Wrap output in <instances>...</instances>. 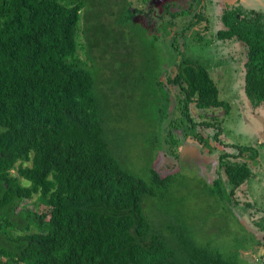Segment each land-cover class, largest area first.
Masks as SVG:
<instances>
[{"label":"trees","instance_id":"trees-1","mask_svg":"<svg viewBox=\"0 0 264 264\" xmlns=\"http://www.w3.org/2000/svg\"><path fill=\"white\" fill-rule=\"evenodd\" d=\"M195 1L199 10L179 32L206 20L202 0ZM97 3L0 0V264H244L239 250L254 252V245L264 244V214L252 221L259 235L250 237V245L234 244L224 255L212 241L200 242L190 235L178 201L172 199L174 173L160 174L147 164L143 168L147 174L138 176L118 158L125 154L107 133L116 119L109 113L120 106L111 97V90L119 87L118 79L106 91L99 85L103 68L110 69L100 59L103 45L115 37L98 18L112 4L119 5L115 24L122 39L126 36L121 27L128 26L131 33L139 27L133 17L141 10L130 9L125 0ZM96 5L105 8L98 12ZM217 24L216 39L244 45L246 98L255 107L264 103V13L234 1L219 10ZM140 45L146 50L143 41ZM78 49L84 59L77 56ZM143 56L128 70V62L120 63L124 69L116 73L128 82L117 94L127 101L130 94L139 93L146 79H155L165 90L157 101L163 105L159 114H166L171 88L176 89L177 108L188 127L211 128L216 139L220 127L212 122L214 118L195 121L189 113L191 104L198 109L229 110V104L218 99L208 69L176 55L171 61L175 70L163 82L156 53ZM141 93L144 96L146 89ZM171 122L173 129L180 127V121ZM189 139L201 144V150H211L207 137L199 132ZM224 145L231 150H218L210 158L208 192L228 201L251 176L249 165L258 150ZM23 199L44 209L17 208ZM145 203L173 221L158 227L145 214ZM251 264H264V252L251 258Z\"/></svg>","mask_w":264,"mask_h":264},{"label":"rangeland","instance_id":"rangeland-1","mask_svg":"<svg viewBox=\"0 0 264 264\" xmlns=\"http://www.w3.org/2000/svg\"><path fill=\"white\" fill-rule=\"evenodd\" d=\"M100 1L98 0L97 4H100ZM105 1L109 4L119 0ZM125 1L128 2L130 9L141 10L133 17V21L139 23L134 34L128 26L121 27L126 37L122 39L118 37L117 30L120 28L115 24V18L119 5L112 4L111 10L100 12L98 18L115 37L114 41L108 42L109 46L103 45L105 51L100 59L106 61L111 70L103 68L99 85L106 91L108 85L113 83L112 80L118 79L119 87L111 90V94L114 93L111 97L113 102L120 106L113 109V113H109V116H116V119L107 126L108 136L113 143L119 144L116 145V149L125 154L118 155V158L138 176L143 177L147 174L143 170L147 164L160 174H175L171 185L172 199L178 201L176 206L179 214L182 215L193 238L200 242L212 241V246L224 255L234 244L243 243L245 247L249 246L250 237L259 235L252 221L264 214V103L255 107L244 94L242 42L218 40L214 37L213 31L218 28L217 16L225 4L238 1L246 8L264 13V0H202L201 14L206 20H203L200 26L195 24L184 32H179L181 27L199 10L195 0ZM104 8L105 6L96 5L94 10L99 12ZM201 26H206V30L202 32ZM82 27L83 21L80 22L78 30L80 41ZM176 31L178 33L174 34ZM141 41L145 43L146 50L140 45ZM134 50L139 51L141 55L137 51L133 52ZM132 52L133 55H130ZM144 52H147V55L156 53L158 57L156 62L162 72L159 77L163 82L166 74H172L175 70V65L171 61L176 55L195 60L208 69L217 87L218 99L226 101L229 110L224 113L221 108L198 109L191 104L189 113L195 121L204 118L210 122L214 118L212 122H218L216 125L220 127V134L215 137L217 140L213 139L211 128L204 129L197 125L193 128L188 127V121L177 108L176 89L171 88L166 114H159L163 113V105L161 101H157L161 99L165 90L156 85L155 79L151 82L146 79V84L139 85L141 87L139 93L130 94L127 101L117 94L121 88L122 92L126 89L128 82L127 77L125 80L116 73L118 69H124L120 63L128 62V67L125 68L128 70L141 60V56L144 58ZM77 56L84 59L82 50H77ZM107 79L111 81L107 82ZM142 89L147 91L144 96L141 93ZM125 95L128 96V92ZM173 120L180 121L178 125L180 127L173 129L171 122ZM197 132L207 137L211 150H201V144L189 139ZM170 137L176 140L171 142ZM153 139L156 141L154 146L151 145ZM224 143L250 145L258 150L257 158L249 165L251 176L234 189L228 201L218 200L208 192L210 188L208 179L212 171L207 169L211 164L210 158L216 156L218 150L228 151L232 148L225 146ZM220 179L225 182L222 176ZM147 204H144V212L158 227L167 220L173 221L172 216L162 214ZM17 208L38 211L44 209L42 205L34 208L33 201L29 199L21 200ZM253 250L255 251L240 249V261L251 264V258L264 252V244L254 245Z\"/></svg>","mask_w":264,"mask_h":264}]
</instances>
